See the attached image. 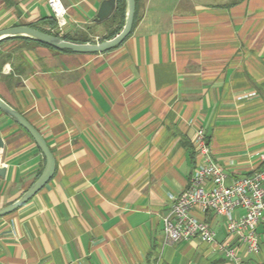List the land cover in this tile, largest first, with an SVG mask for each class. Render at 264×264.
Returning <instances> with one entry per match:
<instances>
[{"label": "crops", "instance_id": "crops-1", "mask_svg": "<svg viewBox=\"0 0 264 264\" xmlns=\"http://www.w3.org/2000/svg\"><path fill=\"white\" fill-rule=\"evenodd\" d=\"M101 1L61 0L64 31L101 37ZM52 16L47 0H0V29H47ZM0 52L9 54L0 97L39 130L55 159L42 188L0 216V264H236L216 243L235 245L239 264H264L262 223L255 253L210 212L195 213L211 223L213 243L166 244L162 235L170 197L197 161L198 127L227 182L264 165V0H141L130 34L111 50L70 53L12 40ZM0 136L3 207L45 158L2 112Z\"/></svg>", "mask_w": 264, "mask_h": 264}, {"label": "built area", "instance_id": "built-area-1", "mask_svg": "<svg viewBox=\"0 0 264 264\" xmlns=\"http://www.w3.org/2000/svg\"><path fill=\"white\" fill-rule=\"evenodd\" d=\"M61 33L68 24L66 7L61 0H47ZM95 41L98 38L95 37ZM194 146L197 161L187 186L177 195L171 196V203L162 215V235L166 244L198 239L215 242V231L211 223L196 215L210 212L223 216L227 233L235 235L249 253H255L260 246L257 232L264 224V165L252 174L240 175L227 182L222 167L213 160L206 132L203 127L195 131ZM264 162V146L259 154ZM236 209H242L240 215ZM215 250L239 264L236 246L216 243Z\"/></svg>", "mask_w": 264, "mask_h": 264}, {"label": "water", "instance_id": "water-1", "mask_svg": "<svg viewBox=\"0 0 264 264\" xmlns=\"http://www.w3.org/2000/svg\"><path fill=\"white\" fill-rule=\"evenodd\" d=\"M116 7V0H102L97 10L94 21L103 22L111 16ZM135 13V0H125L124 22L121 28L111 37L94 42H80L63 37V33L57 28L54 33H47L29 25H16L0 29V40L10 36H26L36 41L46 43L56 49H70L75 53L105 52L119 45L131 32ZM0 110L14 122L24 128L32 137L42 154L44 155V166L32 182V184L13 202L0 207V216L8 214L23 203L28 201L42 186L51 178L55 159L46 140L18 110L8 104L0 97ZM2 138L0 136V147ZM3 167H0V176L3 175Z\"/></svg>", "mask_w": 264, "mask_h": 264}, {"label": "trees", "instance_id": "trees-1", "mask_svg": "<svg viewBox=\"0 0 264 264\" xmlns=\"http://www.w3.org/2000/svg\"><path fill=\"white\" fill-rule=\"evenodd\" d=\"M140 7H141V0H135V13H134L132 28L134 27V25L137 21ZM124 15H125V0H116V7H115L114 12L111 14V16L109 18H107L106 20L103 21V24L106 27V32L101 37H99L98 40L101 41V40L107 39V38L111 37L112 35H114L121 28V26L124 22ZM46 22L49 24V28H47V29L39 27L37 25H29V26L37 28V29L42 30V31L47 32V33H54V31L57 29V23H56L55 17L52 16V17L48 18ZM92 34L93 33L90 32L89 30H79L78 32H74V33L65 32V33H63V37H65L67 39L75 40V41H80V42H94L95 40H94ZM12 40L23 41L25 44H38V45L50 47L52 49H56V48H54V47H52L46 43L36 41V40H34L30 37H26V36L6 37V38L0 40V44L8 42V41H12ZM56 50L62 51V52L75 53L74 51H72L70 49H56ZM93 53H97V52H93ZM8 56H9V54L0 52V68H1L2 64L8 59ZM14 71L17 74H23L25 71V68L23 67V69H18V70L16 68H14ZM8 77H10V78L13 77L12 73H10V75L4 76V78H8ZM0 112H2V111L0 110ZM206 213H209V212H206Z\"/></svg>", "mask_w": 264, "mask_h": 264}, {"label": "rangeland", "instance_id": "rangeland-1", "mask_svg": "<svg viewBox=\"0 0 264 264\" xmlns=\"http://www.w3.org/2000/svg\"><path fill=\"white\" fill-rule=\"evenodd\" d=\"M79 29V28H78ZM106 29V27L104 28V30ZM79 30H83V29H79ZM79 30H76L75 32H78ZM88 30V29H87ZM90 32H92L93 34L95 33L93 30H89ZM74 33V32H73ZM94 38V37H93ZM95 40V38H94ZM99 41V40H98Z\"/></svg>", "mask_w": 264, "mask_h": 264}]
</instances>
